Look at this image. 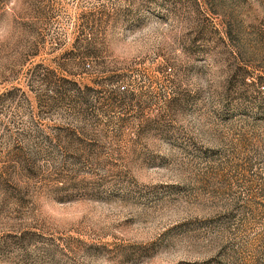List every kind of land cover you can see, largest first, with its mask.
Here are the masks:
<instances>
[{"label": "rangeland", "instance_id": "374dc122", "mask_svg": "<svg viewBox=\"0 0 264 264\" xmlns=\"http://www.w3.org/2000/svg\"><path fill=\"white\" fill-rule=\"evenodd\" d=\"M0 264H264V0H0Z\"/></svg>", "mask_w": 264, "mask_h": 264}]
</instances>
